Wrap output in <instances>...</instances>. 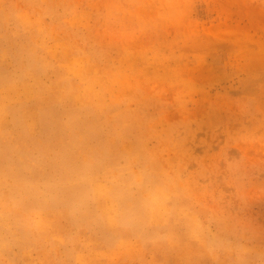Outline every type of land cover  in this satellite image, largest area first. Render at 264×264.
Returning <instances> with one entry per match:
<instances>
[{
    "label": "rangeland",
    "instance_id": "1",
    "mask_svg": "<svg viewBox=\"0 0 264 264\" xmlns=\"http://www.w3.org/2000/svg\"><path fill=\"white\" fill-rule=\"evenodd\" d=\"M0 264H264V0H0Z\"/></svg>",
    "mask_w": 264,
    "mask_h": 264
},
{
    "label": "bare ground",
    "instance_id": "2",
    "mask_svg": "<svg viewBox=\"0 0 264 264\" xmlns=\"http://www.w3.org/2000/svg\"><path fill=\"white\" fill-rule=\"evenodd\" d=\"M16 120V119H15ZM16 123V122H15ZM82 137V136H81ZM91 137V136H90ZM90 139V138H89ZM92 141V140H91ZM91 145V144H90ZM92 148V147H91ZM25 150V149H24ZM93 155V154H92ZM27 156V155H26ZM10 159V158H9ZM19 161V160H18ZM14 162V161H13ZM107 163H104L102 168H106L107 166V169L108 170H112L115 168V165H114V162L113 160H106ZM20 163V162H19ZM69 170H73L74 169V164L71 162V160H68L66 162V165H65ZM20 168H23V166L21 165ZM82 168V166H78V171ZM24 171V170H23ZM77 175V174H76ZM6 176V175H5ZM73 177V176H72ZM103 178V177H102ZM39 179V178H38ZM91 180V179H90ZM58 187V186H57ZM120 188H122V186H119ZM118 187V188H119ZM118 188L116 187H113L112 188V191H110L114 196H116L117 192H118ZM76 189V188H75ZM75 194L78 198H81L82 197V193L79 191L77 193V190H75ZM104 196V195H103ZM135 203H131V202H125V201H122L121 202V205H122V208L123 210L125 211H131V212H127L124 214L123 216V219L127 220V221H131V222H135L134 224L138 225L141 221H143V216H141V219L139 218H135V216H137L136 214L132 213L133 211H137V209L139 208L138 204H136L135 206H133ZM149 207V205H148ZM136 213V212H135Z\"/></svg>",
    "mask_w": 264,
    "mask_h": 264
}]
</instances>
